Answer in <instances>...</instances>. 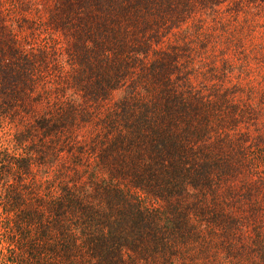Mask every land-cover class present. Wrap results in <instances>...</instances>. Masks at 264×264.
Here are the masks:
<instances>
[{"label": "trees", "instance_id": "1", "mask_svg": "<svg viewBox=\"0 0 264 264\" xmlns=\"http://www.w3.org/2000/svg\"><path fill=\"white\" fill-rule=\"evenodd\" d=\"M0 264H264V0H0Z\"/></svg>", "mask_w": 264, "mask_h": 264}]
</instances>
